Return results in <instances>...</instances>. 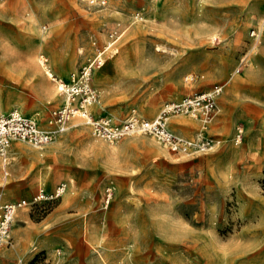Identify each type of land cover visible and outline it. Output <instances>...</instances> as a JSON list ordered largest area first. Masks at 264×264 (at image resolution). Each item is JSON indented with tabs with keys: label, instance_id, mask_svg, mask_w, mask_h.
<instances>
[{
	"label": "rangeland",
	"instance_id": "374dc122",
	"mask_svg": "<svg viewBox=\"0 0 264 264\" xmlns=\"http://www.w3.org/2000/svg\"><path fill=\"white\" fill-rule=\"evenodd\" d=\"M90 63L89 112L112 126L236 86H222L207 124L167 115L175 136L208 140L203 150L140 131L101 139L74 117L40 147L15 143L5 200L65 191L16 213L0 264H264V0H0L2 112L52 129L63 104L52 78Z\"/></svg>",
	"mask_w": 264,
	"mask_h": 264
},
{
	"label": "built area",
	"instance_id": "2783aa9c",
	"mask_svg": "<svg viewBox=\"0 0 264 264\" xmlns=\"http://www.w3.org/2000/svg\"><path fill=\"white\" fill-rule=\"evenodd\" d=\"M94 1V0H93ZM104 4V2H102ZM254 39L258 38V33H250ZM102 61L97 60L96 66ZM244 64L242 57L234 73L238 74ZM93 63L82 67L79 71L72 73L68 80H52L57 84L59 94L68 101L60 108L53 109L47 119L48 125L52 129L41 128L35 121L24 116L18 110L2 112L0 108V164L3 175H7L6 167L10 163V146L13 142H24L34 147H40L48 143L55 133L63 132L70 118L79 117L85 120L92 127L95 135L105 140H115L136 131L153 134L158 141L167 145L172 151H190L193 148L205 149L209 142L205 138L197 142H191L172 134L166 126L167 115L187 114L198 117L204 124H207L215 115L217 110L216 97L221 93L222 86H214L208 91L191 92L176 102L166 105L165 109L151 121L137 120L125 121L120 126H112L109 120L92 118L89 107L96 102V94L91 88L90 79L93 70ZM192 76L187 79L192 80ZM65 191V186L59 184L53 191L47 192L44 188H39L36 194L28 201L19 200L14 202L3 201L0 194V245L9 243V230L16 213L26 206H35L43 202L56 200Z\"/></svg>",
	"mask_w": 264,
	"mask_h": 264
},
{
	"label": "crops",
	"instance_id": "0c3cea01",
	"mask_svg": "<svg viewBox=\"0 0 264 264\" xmlns=\"http://www.w3.org/2000/svg\"><path fill=\"white\" fill-rule=\"evenodd\" d=\"M243 57L245 58V55H244ZM46 72H47V74H51V75H52V73H51L50 70L47 69ZM238 74H239V73H238ZM52 76H53V75H52ZM223 86H224V85H223ZM202 91H205V90H202ZM193 92H201V91H198V90H197V91H193ZM190 93H191V92H190ZM190 93H187V94H190ZM187 94H186V95H187ZM186 95H185V96H186ZM183 97H184V96H183ZM73 121H74V120H73ZM76 121H77V120H76ZM15 143H16V146H17V144H18L17 142H13V143L11 144V146H10V150H9V154H10V156L13 155V154H16L15 151H13V150H15V149H13ZM9 165H10V163H9ZM9 165L6 167V171H7V175H6V176L3 175V172H2L1 167H0L1 174H2V179H5V178L8 176V174H9ZM39 188H42V187L39 186V187L37 188V190H38ZM37 190H36V192H37ZM45 190H46V189H45ZM46 191H47V192H51V191H53V190H51V191L46 190ZM36 192L31 196V198L36 194ZM3 195H4V194L2 193V198H1V199H2L3 201H7V202H14V201H19V200H26V201H28V200L31 199V198H29V199H16V200H12V201L10 200V201H9V200H5V198H4ZM29 232H30V230H26V231H25V233H27V234H30Z\"/></svg>",
	"mask_w": 264,
	"mask_h": 264
},
{
	"label": "bare ground",
	"instance_id": "6f19581e",
	"mask_svg": "<svg viewBox=\"0 0 264 264\" xmlns=\"http://www.w3.org/2000/svg\"><path fill=\"white\" fill-rule=\"evenodd\" d=\"M110 44H111V42L109 41V42H108V45H110ZM246 61H247V60H246ZM101 64H102V63H101ZM47 75H49L50 78H52L51 74H47ZM235 84H236L235 82H231L230 80H227V82L224 83V86H228V85H230V86H236ZM40 86H41L42 89L46 90L44 84H41ZM63 104H68V101H66L65 98H63ZM63 104H62V105H63ZM62 105H61V106H62ZM75 119L78 120V121H79V120H80V121L82 120L81 118H78V117H74V118H73V120H75ZM71 122H72V121H71ZM179 124H180V123H179ZM55 134H56V133H55ZM55 134H54V135H55ZM118 254H119V253H118Z\"/></svg>",
	"mask_w": 264,
	"mask_h": 264
}]
</instances>
